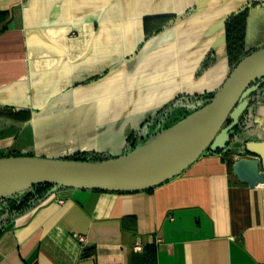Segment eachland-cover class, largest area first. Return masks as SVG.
<instances>
[{"label": "crops", "instance_id": "obj_1", "mask_svg": "<svg viewBox=\"0 0 264 264\" xmlns=\"http://www.w3.org/2000/svg\"><path fill=\"white\" fill-rule=\"evenodd\" d=\"M248 3L0 0V152L126 154L127 137L138 143L165 106L219 89L224 22ZM263 46L264 2L248 11L245 50ZM249 100L224 150L158 186L58 188L6 217L0 264H264V184L241 183L231 168L246 141L264 140V79Z\"/></svg>", "mask_w": 264, "mask_h": 264}, {"label": "water", "instance_id": "obj_2", "mask_svg": "<svg viewBox=\"0 0 264 264\" xmlns=\"http://www.w3.org/2000/svg\"><path fill=\"white\" fill-rule=\"evenodd\" d=\"M262 78L264 46L236 64L206 106L208 112L200 127L183 145L163 156L137 159L132 157L135 150L96 162L18 155L0 157V178L18 176L28 180L25 187L0 198L39 183L52 184L42 200L58 188L134 192L158 186L181 174L204 152L216 153L226 148L231 132L248 108L255 88L253 83ZM243 149L247 155L233 161L232 174L241 183L264 184V140L246 141Z\"/></svg>", "mask_w": 264, "mask_h": 264}, {"label": "trees", "instance_id": "obj_3", "mask_svg": "<svg viewBox=\"0 0 264 264\" xmlns=\"http://www.w3.org/2000/svg\"><path fill=\"white\" fill-rule=\"evenodd\" d=\"M262 3H254L249 2L245 6H243L240 10H238L236 13L231 14L228 16L224 22V31H225V51H226V59H227V65L229 68V72L236 66V64L244 58L246 55H248L252 51H246L245 50V36H246V22H247V16L248 11L250 7L253 5H258ZM7 14L5 12H0V16L4 19V17ZM5 28V26L0 27V32ZM208 60V59H207ZM208 65V62L205 61L202 64V68H205ZM228 72V73H229ZM264 79V78H262ZM261 79L257 80L253 83V85H256L259 83ZM217 92V91H216ZM216 92L212 93H203L201 95H193L186 97L189 103H197L201 102L203 106H207L212 101L213 97L215 96ZM249 102H251L249 100ZM173 103H170L169 105L165 106L162 110H160L149 122L148 126L152 125L155 122L163 121L165 117H167L169 114V108L173 106ZM248 110L240 117L238 121V125L242 124L243 119L245 118V114H247ZM20 113H25V111H21ZM29 115L25 116V119H28ZM227 121L226 123H228ZM238 125L236 128L232 131L231 135L235 130L238 129ZM137 133H131L127 139L126 142L130 148V150H134L135 148V140L137 138ZM142 137V136H141ZM220 152V151H218ZM16 156V154L12 153H5L0 152V157L5 156ZM229 156V154H227ZM65 159L70 160H78V161H101L105 158L98 154H91V153H76L71 156L65 157ZM52 187V184L50 183H39L32 185L31 187L15 192L11 195H8L4 198H0V233H1V221L5 219L8 216H11L12 214L20 213L22 211H25L39 202L43 201L44 195L47 193V191ZM122 193V192H119ZM86 253H88L86 251Z\"/></svg>", "mask_w": 264, "mask_h": 264}, {"label": "bare ground", "instance_id": "obj_4", "mask_svg": "<svg viewBox=\"0 0 264 264\" xmlns=\"http://www.w3.org/2000/svg\"><path fill=\"white\" fill-rule=\"evenodd\" d=\"M207 112L208 108L205 107L199 112H196L189 119L179 122L170 130L161 133L149 144L136 150L132 157L137 159H149L163 156L174 151L196 132L203 123ZM27 184L28 180L24 177H2L0 178V196L18 188L25 187Z\"/></svg>", "mask_w": 264, "mask_h": 264}, {"label": "rangeland", "instance_id": "obj_5", "mask_svg": "<svg viewBox=\"0 0 264 264\" xmlns=\"http://www.w3.org/2000/svg\"><path fill=\"white\" fill-rule=\"evenodd\" d=\"M212 92H216V90L210 92L195 93L191 95H181L177 99V101L174 102L173 106L169 108V115L165 117L163 121L155 122L152 125L148 126L147 129H145V131L143 132L141 140L135 144L134 150H130L129 148L126 154L144 147L145 145L155 140L161 133L170 130L179 122L189 119L196 112H199L206 107L203 106L201 102L189 103L186 97ZM250 104L251 102L248 103L247 110H249Z\"/></svg>", "mask_w": 264, "mask_h": 264}, {"label": "built area", "instance_id": "obj_6", "mask_svg": "<svg viewBox=\"0 0 264 264\" xmlns=\"http://www.w3.org/2000/svg\"><path fill=\"white\" fill-rule=\"evenodd\" d=\"M68 156H71V155H67L66 157H68ZM91 162H96V161H91ZM57 202L59 203V204H63V199H58L57 200ZM77 240L80 242V243H83V242H85V237L84 236H82V235H80V236H78L77 237ZM142 245L139 243V242H136L135 244H134V246H133V250H134V252H141L142 251Z\"/></svg>", "mask_w": 264, "mask_h": 264}]
</instances>
